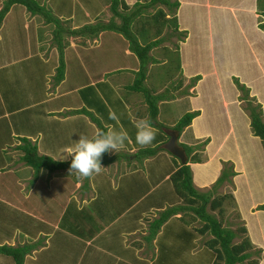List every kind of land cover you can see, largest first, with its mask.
Returning a JSON list of instances; mask_svg holds the SVG:
<instances>
[{
  "label": "rangeland",
  "instance_id": "374dc122",
  "mask_svg": "<svg viewBox=\"0 0 264 264\" xmlns=\"http://www.w3.org/2000/svg\"><path fill=\"white\" fill-rule=\"evenodd\" d=\"M43 4L45 9L48 10L51 16H54L58 19L59 26L61 27V42H62V53L65 51V55L72 54L75 55H83L87 51H94L95 50V58L96 66L97 68L94 70H89V78L94 77L96 74L99 75L100 68L101 69H108L106 70L112 75L110 76L104 75L105 73L101 74L100 77L101 80L107 82V83H99L97 86L96 91H100V100L98 99V94H93L90 97V94L88 95V100H91V103H97L96 109H99L101 114H104L106 110H111L112 112H115L116 115L119 118V124H123L124 128L129 132V135L132 137V134L134 136V139H131L132 144L137 145L135 142V133H133V125L128 123V116L126 110L122 107V101L124 100L125 96H136V98H139V104L144 99L142 93L135 92L128 90V92H124L123 90H127L125 86L127 84H131L134 79L135 73L130 71V66L133 64V61L136 63V67H138V61L137 58L134 56L133 53H123L124 48L128 49V43L126 39L123 38L120 34H117L112 31H103L105 34L101 35V42L99 48L95 46L98 44L100 38L99 36L96 37H88V36H79L70 34L68 31L72 29H76L81 27L84 24H92L95 22H107L111 18L113 21L117 24H119L120 19L118 17H114L112 13L110 12L108 8L109 1L108 0H95L94 6L98 8H94L97 12L93 15L91 12H89L88 9L85 10L83 8L84 13L83 14L82 9L77 8L76 5H78L80 2L79 0H70V3L72 8L68 7L66 3H68V0H65V5L57 6L58 10L51 8L49 6L50 3H52L54 0H50V3H46L48 0H40ZM63 1V0H62ZM125 2L127 0H124ZM136 1V0H135ZM139 2H142V0H138ZM173 1V0H170ZM177 1V0H176ZM3 0H0V8L2 6ZM102 4H106L105 7H100ZM14 5V4H13ZM9 6L8 14L5 16L3 24L0 28V60L2 55L6 53L5 47H7L5 44L8 42H11L13 44L18 45L20 49L25 48H33L35 46V40L34 35L35 34H41L40 36V42H39V50H43L39 53L40 57H43L44 59L47 58V60L57 62V46L53 41V29H55L54 24L51 23H44V18L41 15H35L34 18L35 21L38 23L43 22V27L37 26L32 28V25H29L30 23L26 22L27 26H24V23L22 21V18L24 17L20 10L23 9V5L21 4H15V6ZM179 5V2H178ZM75 6V7H74ZM128 10H124L125 13H128L133 9V3H128ZM256 6L260 10H264V0H256ZM161 9L164 16H155L156 10ZM173 8H166L164 5L158 4L154 7L148 8L146 10H143L142 14L140 16H137L133 19L130 25L131 32L136 36L139 43H142L143 40H158V44L154 47H152L148 51V55L150 57H153L155 59L154 62H148L146 65V73L145 77L142 81V86L152 95V96H159L158 98L162 100V102L156 101L157 106V114L155 116V124L153 125L157 129L156 133V139L159 137H163L165 139L166 134L161 132L160 129L164 128H170V123H177L179 117L187 111L188 108V99L187 94H195V90L192 93H189V88L193 86V84L196 82L193 80H189L187 83L183 85V77L181 76V70L179 68V52L178 47L179 44L183 42V38L186 36L187 30H181L179 31L177 28V31L173 29L172 22L170 18L172 17V10ZM18 10V11H17ZM118 10H121L120 5L118 6ZM122 11V10H121ZM175 12V10H174ZM175 15V14H174ZM185 19V24L186 23ZM1 25V23H0ZM42 25V24H39ZM33 26H36L33 25ZM197 24L192 22L187 25L189 27V30L191 29L190 33H194L195 35L193 37H190L188 45L191 48L192 44H195V40L199 42V38L197 39L196 36H198V28ZM199 26V23H198ZM213 36H212V49L216 52L221 53V50L225 54L227 44L224 42V33H225V25L221 22V20L218 17H214V24H213ZM33 31H36V33H33ZM179 31V32H178ZM143 37L141 36V34ZM10 34L9 36H7ZM99 34V33H98ZM97 34V35H98ZM114 34V35H113ZM227 35H231L226 33ZM200 36V35H199ZM10 38V40H8ZM220 41V45H219ZM201 44H203V41L201 40ZM242 44V41L239 36H234L232 38V45L239 46ZM231 48V46H229ZM201 50V49H200ZM220 50V51H219ZM202 51V50H201ZM201 53V57L203 59L207 58L208 51L204 50ZM133 55V56H132ZM31 56V55H30ZM191 57V56H190ZM29 64L33 63L35 61V58L32 54L30 59L28 60ZM219 67L217 74L220 77V83L225 88L222 89L220 87L221 92H227V96L229 98H233V92L236 90V85L233 83V78L231 76L224 75L223 69H226L227 71L230 69L229 64H226V57L223 56L222 60L218 62ZM20 66H17V69ZM119 67V69H118ZM126 67L127 69H124ZM117 68V69H116ZM23 69V68H21ZM110 69H114V71H110ZM137 69V68H136ZM1 73H3L4 69H1ZM31 72V71H30ZM36 72V71H35ZM130 73V74H129ZM134 73V75H133ZM104 75V76H102ZM38 74L34 75L33 78H29L28 72H25L24 80L25 81H42V78L38 79ZM12 78L19 79V76H14V73L12 74ZM109 78L112 80H119L122 85L118 92L117 89L114 92L111 86L108 85ZM95 79V78H94ZM206 79H209V77H206ZM50 83L52 85V82L50 80ZM183 85V86H182ZM244 85V84H243ZM245 86V85H244ZM2 88V87H1ZM95 88V87H94ZM93 88V89H94ZM36 89L33 88V95H36ZM101 89L104 90L106 93L102 94ZM188 89V91H187ZM228 89L227 91H225ZM113 90V91H112ZM118 92V94L116 93ZM249 92V90H248ZM120 93V94H119ZM133 93H136L133 95ZM232 94V95H231ZM240 92H238L237 98L234 97V100H238L240 103H242L243 108V101L238 99ZM249 96V93H248ZM142 98V99H141ZM252 98V97H251ZM254 99V98H253ZM24 102H26V98L23 99ZM255 99L253 100V102ZM113 102V104H112ZM145 102V101H144ZM251 101V104H253ZM104 103V104H102ZM21 104H24L21 102ZM144 107V114L142 117H148V109L146 102L142 104ZM229 105V104H228ZM260 105V104H259ZM244 109V108H243ZM137 111H141L140 106H137ZM30 114V115H29ZM28 114V110L24 108L22 112L19 113V120H18V126L22 131L29 132L30 125H28L29 118H32L31 113ZM98 119L101 120V115L98 116L96 114ZM32 122V121H31ZM115 123V122H114ZM33 127H35L34 122H32ZM93 123L90 122L89 125H87L86 129L87 132H84L83 135H89L91 137L97 129L96 126ZM60 127V126H58ZM56 128L57 131H60L62 133V137L56 136V142L63 143L67 140V143H70V150L72 147H74L76 140H79V137L77 139L71 135L66 137V134H69L71 131H73L74 125L68 126H62V128ZM97 128L100 129V126L97 125ZM65 133V136H64ZM183 140L189 141L191 140V132L190 130H187L185 135L182 136ZM52 139V140H55ZM196 141L198 139H195ZM243 145L244 147L241 154V160L238 162V166L242 167L241 174L237 178H234L236 180L234 181V184L230 182L231 177L227 179V183H224V181L220 184L213 185L214 181L219 176L221 170L226 168L228 163L232 166V171L234 169L232 159H229L231 156L235 161H237V158H235V149L233 147H230L229 149H226V157L222 160L221 165H219V169L217 172L213 173V175H209L208 178L209 182L207 186H209L208 190H211L214 195H220L222 196V200L220 201L221 210L218 212L217 210H209L207 208V203L205 205V211L209 214H211L217 221H219L221 227H225L228 229H231L235 232L236 236L233 238V242H237L241 239L242 236L248 235L249 242L251 244V256L244 262L240 264H250V260H255L256 264H259L262 252L264 251V211H260L261 209H257L256 203L254 205H251L250 199L246 196V192L248 189L243 188L244 186V180H247L249 190L251 192L250 196L251 201H262L264 203V145L256 140H252L247 137H242ZM260 140V139H259ZM51 143V141H48ZM56 143V144H57ZM128 143V142H126ZM203 142L198 143V154L201 151V146ZM261 143V144H260ZM129 144V143H128ZM44 147H48L47 143L43 142ZM58 145V144H57ZM128 146L126 145L125 148L121 149L119 152L115 153H107V156L110 155L111 157H118L119 160H124L128 155H133V157L129 158V161H126L129 166L135 165L137 170L135 174H133V177L136 179L134 181V193L131 190L130 194L127 193L126 187V179H124L123 183L120 184L119 188L116 190L111 189V185L107 181L106 177L112 176V173L117 171H123L124 170V164H113L110 166H104L103 171L101 174L94 176L95 178H98V176L102 177L103 185L102 188L99 190L97 198L94 200V202H89L88 205H85L84 208L80 211V215L75 214V208L73 201H68V203L64 204L65 200V192L64 194L61 193V189H56L57 195L56 198L52 196H48L47 194H44L43 198L41 195L40 187L36 189L35 194L31 193L25 196L24 192H19L17 188L13 189L11 194L13 195L14 199L13 204H15V207L23 209L25 213H27V210H29L33 216L37 219H31L28 216H26L21 211L17 210L14 206L8 207L4 204H0V222L4 226L0 225V232H7L6 228L12 229L11 232L14 231L17 238L23 239V233L28 235L31 239H25L26 242H31L30 240H34L33 235L34 233L39 230L41 232H45V242H43L40 239H36L37 245H42L44 250L42 252L37 253L38 261H36L35 264H123L122 260L118 259L117 257L114 260V255L110 254H102L101 252H96L95 257L90 258L87 256L90 253L86 249V247L83 249V241H77L75 240L74 236H77L79 234L80 237H82L81 233H83L85 236H88L90 231H96V229H100V227L108 224V228L111 229V235L114 236L116 233V229H118L121 225V220H128V225H131V219L135 215V212L138 210V208L143 207L144 205H149L151 203V200H154L157 198V196L160 195H168L166 201L167 202L164 207L168 205H183L187 207L189 205V201L186 200V198L179 197L174 189V182L173 179H161L158 184H154L158 179L156 178L159 173L164 172L165 170H169L172 166L167 165L165 168L164 165H161V155L165 156L164 152H159L158 145H150L148 147H154L155 149L153 155L151 154V158L144 164H142V159L145 158L147 155H142L139 158L137 157L138 161H136L134 158L135 153L137 149L135 146ZM147 147V148H148ZM191 149L193 148V145L187 146ZM39 148V147H38ZM161 148V147H160ZM136 151L134 152V150ZM12 148L8 147L4 150H0L2 154V160H0V163L3 161V164L6 163L7 158L5 155H8L10 158H14L15 160L17 158L16 153H12ZM128 150V152H126ZM4 151V152H3ZM38 153H46V151L41 150V148L37 149ZM4 153V154H3ZM156 153V154H155ZM162 153V154H161ZM169 155V160L173 161L178 160L176 157L172 156L170 153L165 151ZM69 155V154H68ZM160 155V156H158ZM65 156V155H64ZM109 156V157H110ZM61 158V153L58 156ZM71 157V156H70ZM161 159V160H160ZM158 160V161H157ZM125 161V160H124ZM209 162V161H208ZM24 168V167H23ZM34 171L32 168L25 167L24 169H20L15 175L22 176L23 175V181L26 182L28 180V183L30 184L29 179L32 180V176ZM5 172V169L3 171H0V173ZM54 172V171H53ZM234 172V171H233ZM235 173V172H234ZM240 174V172H238ZM53 174L55 175H74L73 173H70L69 171H57L54 173L47 172L45 169H39L37 172V176H40L44 182L47 181L49 177H51ZM4 175H2L3 177ZM105 177V178H104ZM194 178H191L192 185L195 187V183H198L200 181V178L196 177L195 175L191 176ZM110 178V177H109ZM99 179V178H98ZM101 180L99 179L100 182ZM237 181V182H236ZM85 182V180H83ZM152 184V189H150V185ZM154 185V187H153ZM236 185H240L242 189H244L245 193H243L242 190L238 192L239 194H243L241 196L242 201L239 202V200L235 201V198L231 196L229 191ZM23 186V185H21ZM25 186V185H24ZM27 186V185H26ZM25 186V188H26ZM132 186V184H131ZM85 187V185H82V189ZM125 188V190H122ZM208 188V187H207ZM235 190V189H233ZM23 191V188H22ZM146 191V192H145ZM144 192V193H143ZM6 193V192H4ZM143 193V194H142ZM8 194V193H6ZM25 197H24V196ZM174 195V196H173ZM213 195V197H214ZM22 197L25 199L23 202H20L22 200ZM174 202H170L173 198ZM71 199V198H70ZM9 198H5L3 194L0 192V201L7 202ZM10 200V201H11ZM156 202H161L156 201ZM70 203V204H69ZM260 203V204H262ZM200 201H195L192 205H199ZM128 207V208H127ZM127 208V209H126ZM126 209V210H125ZM125 210V211H124ZM121 211H124L121 212ZM123 213V214H122ZM118 214H120V218L116 219ZM122 214V216H121ZM145 214V213H143ZM159 212L153 208H151L149 211L146 212V214L139 219V225L142 231V236L137 235L138 231L131 234L129 233L127 236L131 237L132 239H138L137 241L140 242L141 248L135 249L136 257L134 264H215L217 263L215 260L214 253L210 250L208 246L209 239L212 237L209 232L199 233L195 231V229H199L202 225V222L199 220V218L191 211L187 209H183V211H180L178 214L172 216L171 218H168V220L162 225L158 231H156V234L153 235L152 240H143V236L148 235V223L153 218L158 216ZM31 215V214H30ZM258 216L262 220V228L260 232L255 228V217ZM47 223L50 226L44 225V223ZM245 223L251 224L253 226V234L249 236L248 232H246V226ZM135 224V223H134ZM25 226L29 227L31 230L25 229ZM239 227H244L245 234L238 231ZM184 228L187 231H183V233L180 235L179 229ZM106 229V227L104 228ZM103 229V230H104ZM108 229V230H109ZM138 229V228H137ZM63 230H66V232H70V237L68 235H63ZM179 234H178V232ZM191 235V236H190ZM134 236V237H133ZM138 237V238H137ZM106 236L104 233L101 234V236L96 237V242H103L104 244L107 243H113L108 242L109 240L105 239ZM252 238V239H251ZM106 241V242H105ZM113 241L115 242L114 238ZM111 245V244H110ZM91 248V247H90ZM92 249V248H91ZM260 249L259 254H254V250ZM37 250V249H35ZM116 248H114V251ZM85 251L86 256H83ZM102 254V255H101ZM105 257V258H104ZM12 261L10 256L0 254V264H10ZM24 262V260H23ZM64 262V263H60ZM220 264L221 262L218 261ZM26 264V263H24Z\"/></svg>",
  "mask_w": 264,
  "mask_h": 264
},
{
  "label": "crops",
  "instance_id": "0c3cea01",
  "mask_svg": "<svg viewBox=\"0 0 264 264\" xmlns=\"http://www.w3.org/2000/svg\"><path fill=\"white\" fill-rule=\"evenodd\" d=\"M36 1L40 5H43L40 0ZM177 1L179 2V5L175 9L174 14L178 30H187L186 36L183 38V42L180 43L178 47L179 68L181 70V76L183 77V85L189 80L191 81L194 76H199V79H197L193 86L189 88V93H192L195 90V94L186 95L188 99V108L186 112L197 111V114L190 120L189 124L183 127L178 133L177 143H182L187 146L193 145V149L188 154L186 161V164H188L189 169L191 171V176L195 175L196 177L200 178V181L198 183L194 181L196 185L195 187L193 186V188L196 191H207L206 189H209V186H207L209 184L207 183L209 182V179H211L208 178V176H212L214 171L216 173L219 169V165H221L222 163V160L224 158H227L225 155L226 149L233 147L236 153L235 158H237V161H235L231 156L229 157V159H232L231 161H234L233 171L235 172V174L231 176L230 179L231 184H234L233 180H236L234 178H237L238 176L242 175V167L238 166V162L241 160L240 152L244 148L242 147V145L244 144L242 137H247L260 142L259 138L257 136L252 135L251 133L249 127V118L247 112L242 108V103H240L238 100H234V97L237 98L239 90L237 88L236 90H234L233 95L231 94L233 96L232 99L227 96V92H223L224 90L221 92L220 87H222V89L225 88L220 83V77L218 76L217 71L219 67L218 62L222 60L223 56H225L226 64H229L230 69L228 71L226 69H223L224 75L231 76L232 78L234 77L240 84L245 85L247 90H249V97H253L255 99V102L260 104L262 117L264 119V31L257 28V23L261 19V16L258 13L261 9L259 10L257 8L256 0ZM67 2L68 3L66 4L68 5V7L72 8L73 5L71 6V4H69L70 0H68ZM79 2L80 3L76 6L77 8L82 9V11L84 10L83 8H85V10L88 9L89 12H91L93 15L97 12L94 9L98 8L94 6L95 0H79ZM134 2L135 0H127L126 2L124 1V3L127 5L128 3ZM46 3H50V0H48ZM15 4L17 3H14V5H12L15 6ZM63 4L65 5V0H54L52 3L49 4V6L58 10L57 6H62ZM105 6L107 5L102 4V6L100 7L103 8ZM22 7L23 9L20 10V13L24 16L22 18L24 26H27L26 22H28L30 23L29 25L36 24V26L32 25V28L37 26L43 27V22L38 23L34 20L37 14H31L24 8V6ZM8 10L4 14L0 22V28L3 24L5 16L9 13ZM86 12L84 13L83 11V14H86ZM214 17H218L221 22L225 25L224 42H226L227 44V52L225 54L222 50V54H219V52H216L212 49L211 40L213 36ZM185 19L187 21V24H185ZM191 22L192 25L193 22L194 25L195 23L197 24V27H195L198 28V36L196 37L200 40L199 42L195 40V44H192L190 48L188 45L189 39L190 37H193L195 35L192 32L190 33L191 29L189 30V27H187V25H189ZM44 23L46 24L45 21ZM33 33H36V31H33ZM226 33L231 35H227ZM102 34L104 35L105 32L101 31L98 35H96L100 38L99 42H97L98 44L96 45L95 43V46H97V48H99L100 46ZM9 35L10 34H8L7 36ZM40 35L41 34L34 35L35 46L33 48L27 47L25 49H20L16 44H13L11 42L6 43V53L2 55L0 60V150H4L5 148L11 147L12 153L17 154V158L15 160H13V157L10 158L8 155H5L7 158L6 163L3 164V161L0 163V171H3L5 169V172L0 173V192L5 196L6 199L9 198L7 202L0 201V204H4L8 207H15V204H13L12 202L13 200H11L14 199L13 195L11 194V191L15 188H17L19 192H24L26 196L31 193L35 194L36 189L40 187L39 189L42 195V197L40 198H43L44 194H47L48 196L53 195L56 198L55 195H57V184L58 188L61 189V193L64 194L65 192V196L63 199L65 200L64 204L68 203V201L70 200L73 201L75 214L80 215V211L84 208V206L88 205L89 202H94V200L97 198L99 190L102 188L104 182L102 180V177L98 176V178L101 180L100 182H97L99 181V179L95 177L91 179H85V182H81L77 179L75 175L53 174L47 179L46 182H44L40 176H37L38 171H32L33 176L31 177L32 180L29 179V184L28 180L26 182L22 180L23 175H15L20 169H24L25 167L31 168L25 165L20 159L22 151L19 150L17 146L21 144L20 138L25 137L36 146V152L39 148H41V150L46 151V153L41 154L37 152L38 154L49 156L54 160H60L58 156L61 153V156L65 155L67 157L64 160H68L72 158L70 157L71 155L67 154L69 152L68 149L70 148V143L68 144L67 140L63 143H60L61 141L59 143L56 142V136L62 137V133L56 130L58 126H60L58 128H62L61 125H66L68 127L70 125H74L75 129L69 134H66V137L71 135L76 139L80 135H83V130L84 132H87L86 127L90 124V122L96 126V129L98 128L95 122H98L104 129H108L109 127L113 126L118 127L119 125H117L115 121L109 119V114L112 112L111 110H106L104 114H101L100 110L96 109V105L98 102L91 103V100H88L89 94L90 97L93 94H98L97 96L100 100V91H96L97 86L99 83H107L104 80H101L102 77H100V75L106 72L104 75L107 74V76H110L111 78L114 74H110L109 72H107L106 70L108 69L100 68L99 75L96 74L94 77L89 78V70L95 71V69L97 68L96 61L94 60L95 50L93 52L87 51L84 55L83 53L82 55L76 54V56L72 54L65 55L64 51L62 53V61L64 65L63 78L60 81H56L54 76L56 73V68L59 64V58L57 57V62H54L47 60V58L44 59L43 57H40L39 53L45 50H39V42L41 37ZM234 36H239L242 41V44H240L239 46H233L232 38ZM8 40H10V38H8ZM201 40L203 41V44H201ZM229 46H231V48ZM200 49L202 51H208L207 58L203 59L201 57L200 52L202 51ZM128 52V49L124 48L123 53ZM32 54L35 58V61H33V63H31L30 65L28 60L30 59ZM128 54H130V52ZM135 63L136 62L133 61V64L129 68L130 71L134 73L138 69ZM17 66L20 67H18L17 69ZM1 69H4L3 73H1ZM124 69L127 68L124 67ZM112 70L114 71V69H110V71ZM25 72H28V76L30 79L33 78L34 75L38 74L39 76L38 79L36 78V80L42 78V81L44 80V82L25 81ZM13 73L14 76H19V79L12 78ZM206 77H209V79H206ZM110 78L108 85L111 86L110 88H115L119 92L122 83L119 80H111ZM50 80L52 82V85L50 83ZM129 85L131 84H127V86H125L127 90H123L124 92H128V90H130L128 89ZM33 88H37L36 95H33ZM115 89H113L114 92L116 91ZM227 90L228 89H226L225 91ZM118 92L116 93L118 94ZM101 93L104 94L106 92L101 89ZM135 94L136 93H133V95ZM24 98H26V102L23 101ZM144 101L145 100L142 99L139 104V98H136V96L131 97V95H128L125 96L124 100L121 103L123 109L127 112L128 123L133 125V133H135L134 124L136 120L144 118L142 117L144 114V107L142 105L145 103ZM158 101L162 102V100ZM21 102H23L24 104H21ZM137 106H140L141 111H137ZM24 108L28 110V114L31 113L32 115V118H29L28 122V125H30L31 129L29 132L22 131L17 123L19 120V113L22 112ZM96 114H98V116L101 115V120L98 119ZM91 117L95 118L96 120H92ZM31 121L34 122L35 127H33ZM173 125V123H170V128L164 129H173ZM187 130H190L191 132V140L189 141L183 140L182 137L183 135H185ZM160 131L162 132L163 129L161 128ZM92 132L95 131L92 130ZM131 138L134 139L133 134ZM195 139L198 140L196 141ZM166 140L167 136L165 137V139H163V137H159L153 142V144L158 145L159 149L156 153L164 152L165 154V156L161 155V165H164L166 168L167 165L171 164L172 167L169 170H165L164 172L159 173V175L156 177L158 180L154 183L155 185L158 184L161 179H170V174L177 168L178 164L180 163L179 160L176 161L172 159L173 161H170L169 155L165 153V150L161 147L162 143H164ZM204 140H206V142L201 146L202 149L198 154V150L195 149L194 146L198 145L199 142H202ZM44 141L47 143L48 146L46 148L43 145ZM48 141H51V143ZM132 142H128L129 144L126 143V145L133 146L134 143L132 144ZM134 146L137 149V151L136 149L134 150V152L136 151V153L139 149H143L140 148L139 145ZM179 146L181 147V145ZM126 152H128V150ZM195 153L198 162H190L189 158ZM2 157L3 156L0 152V160H2ZM124 157H127L124 159L125 161L119 160L118 157H113L108 163L102 164V166L104 167L113 165L115 163H123V171L116 170L114 173H112V176H109L110 178L106 177V179L111 185L112 190H117L120 184L124 182L123 180L126 179V190L127 193L129 192L130 194L131 190L134 193V181L136 179L133 177V174H135L137 168L135 165L129 166L126 162L129 161V158L133 157V155H128ZM151 157V155H147L145 158H143L141 161L142 164L145 165V163ZM134 159L138 161L137 157ZM57 171L58 170H55L54 172ZM59 171L66 172L69 171V169ZM47 172L49 171L47 170ZM54 172L52 171L50 173ZM238 172H240V174ZM2 175L4 176L2 177ZM224 183L227 182L224 181ZM24 185H27L26 188ZM82 185H85L83 189ZM247 185L248 183L245 179L243 188L248 189L246 192V196L250 199V203H252L251 205H254L255 203L256 205H260L263 200H254L253 202L251 201L250 196L253 195H251V192ZM150 189H152V184L150 185ZM122 190H125V188H123ZM240 190L245 193L244 189H242L240 185L234 186L229 191L231 196L235 198V201L239 200L240 202L243 199L241 198L243 194L238 195V192ZM213 195L214 193H212L211 196ZM167 196L168 195L164 194L157 196V198L151 200V203H149V205H144L143 207L138 208V210L135 212V215L130 221V226L128 225V220L127 222L126 220H121L120 214H118L116 219L121 220V225L118 229H116V233L114 234V236L111 235V229L108 228V225L110 223L109 222L108 224L100 227V229L97 228L96 231H90V234L88 236H85L83 233H81L82 237L77 234V236H74V239L80 242L83 241V249L86 247V249L89 251L88 253L90 254L87 255L89 258L90 255H92L91 257H95V254H97L96 252H101L102 254H115L114 260L119 257L118 259L122 260L123 264H134L135 257L137 256L135 253V249H140L142 246L140 242L137 241L138 239H132L127 235L129 233L133 234L137 231V235L142 234V228L138 226L139 219L142 218L146 214V212L149 211L151 208L155 209L156 212H160L164 208L170 206L168 205L164 207V205L169 202L166 201ZM179 197L181 196L179 195ZM171 198L173 199L170 202H174L175 197ZM24 200L25 199L22 197V200L20 202H23ZM160 200V204L159 202H156ZM15 208L24 213L29 218L36 219L29 210H27V213H25L23 209L17 207ZM124 211L121 212L124 213ZM179 212L180 211L175 214H172L169 218L178 214ZM254 219V229L260 232V230L263 229L262 220L258 216H256ZM43 223L46 226H50L45 222ZM164 223L161 224V226L164 225ZM0 225L3 226L1 222ZM245 226L246 232H248L249 236L253 234V226H251V224L249 223H245ZM105 227L106 229H104ZM12 229L6 228L7 232H0V245L6 244L9 246L16 247L25 244H31L32 248L23 255L24 262L22 260V264H35L36 261H38L37 253L42 252L45 247L34 243H36V239H40L41 237H43V242H45L46 233L37 230L32 238L34 240H30L31 242H26L25 239H31L28 237V235L23 233V239H19L17 238L14 231H10ZM25 229L31 230L27 226H25ZM102 233L105 234V239L109 240L108 242L113 243L104 244L103 242H96L95 238L101 236ZM63 235H68L70 237L71 234L70 232H66V230H63ZM145 236L142 237L143 240H145ZM113 238L115 242L113 241ZM151 240L152 238L149 239V241ZM40 241H42V239H40ZM114 248H116L115 251ZM81 253L83 254L82 251ZM85 253L87 252L85 251ZM85 253L83 254V256H86ZM113 263L114 261L112 262V264ZM10 264H13V261H11ZM259 264H264V251L262 252V257Z\"/></svg>",
  "mask_w": 264,
  "mask_h": 264
},
{
  "label": "trees",
  "instance_id": "16d2710c",
  "mask_svg": "<svg viewBox=\"0 0 264 264\" xmlns=\"http://www.w3.org/2000/svg\"><path fill=\"white\" fill-rule=\"evenodd\" d=\"M108 8L114 17L120 19L119 24L115 23L111 18L107 22H95L92 24H84L79 28L72 29L68 31L70 34L79 35V36H88L94 37L101 31H112L123 36L128 43V50L132 52L138 60V69L135 71V77L131 85L128 86V89L142 93L144 100L147 104L148 109V118L151 119L153 125L155 124V116L157 114L156 101L160 100L159 96H152L141 84L145 77L146 65L148 62H154L155 59L148 55V51L158 44V40H143L142 43H139L136 36L131 32L130 25L134 18L140 16L143 10L154 7L158 4L164 5L166 8H173L172 17L170 18L172 22V27L177 31V23L174 15V10L178 6V1L173 0H142L139 2L136 0L133 3V9L128 13H125L124 10H128L127 4L123 0H108ZM17 3L24 6V8L29 11L31 14H39L44 18L46 23L54 24L55 29H53V41L57 46V53L59 58V64L56 68V73L54 78L56 81H60L63 78V61H62V42H61V27L59 26L58 19L54 16H51L47 9L44 6L40 5L36 0H3L2 6L0 8V22L7 12L10 5ZM120 5L121 10H118ZM261 16V19L257 23V28L264 31V10H260L258 13ZM161 9H157L155 16H164ZM179 32V31H178ZM143 37L142 33H140ZM199 79V76H194L191 80L195 81ZM233 83L236 85V88L239 90V99L243 101V108L247 112L249 118V127L252 135L257 136L261 143L264 145V119L262 117L261 108L259 103L253 102V97L248 96V90L243 85L240 84L236 78L233 77ZM251 101L253 104H251ZM197 114V111L185 112L183 113L177 123L172 126L177 132H180L181 129L187 126L190 120ZM92 120H96L91 117ZM100 126V129H104L98 122H95ZM21 144L17 146L19 150L22 151L20 159L23 163L31 167L34 172H37L39 168L48 170L49 172L55 170H64L70 168L71 159L68 160H54L49 156L40 155L36 152V146L31 143L25 137L20 138ZM205 142V141H204ZM185 151V154L188 155L192 149L187 147V145L180 144ZM195 149H198V145L194 146ZM158 148V147H157ZM155 148V149H157ZM154 147H148L139 149L136 154V157L142 155H151L155 151ZM113 157L107 156V153L103 155L101 164L108 163ZM190 162H198L196 153L189 158ZM223 167L219 176L214 181L213 185L220 184L223 181H227L229 177L233 176L235 173L232 171V166L230 163ZM173 179V186L176 194L186 198L189 201L187 207L179 205H170L163 210H161L156 218H153L148 224V235L145 236L146 240H149L153 237L156 231L159 229L161 224H163L172 214L182 211L183 209H190L202 222V225L199 229L195 231L199 233L209 232L211 238L209 239L208 246L210 250L214 253L215 261L219 264H240L246 261L251 256V244L246 235L242 236L241 239L237 242H233V238L236 236L235 232L231 229L221 227L219 221H217L211 214L205 211V205L207 203V208L209 210H217L220 212L222 196L212 195V191H196L193 188L191 183V171L188 164H178L177 168L170 174V179ZM195 201H200L199 205H192ZM257 209L264 210V203L257 206ZM183 231L189 232L184 228H180V235ZM238 231L245 234L244 227H239ZM178 232V231H177ZM178 232V234H179ZM190 234V232H189ZM191 236V235H190ZM32 248L31 244H25L21 246H9L6 244L0 245V254L10 256L13 264H22L23 255ZM254 254H259L260 249L254 250ZM250 264H256L255 260H250ZM213 264V263H212Z\"/></svg>",
  "mask_w": 264,
  "mask_h": 264
},
{
  "label": "clouds",
  "instance_id": "9594fccd",
  "mask_svg": "<svg viewBox=\"0 0 264 264\" xmlns=\"http://www.w3.org/2000/svg\"><path fill=\"white\" fill-rule=\"evenodd\" d=\"M109 119L115 121L119 126L109 127L108 129H97L91 137L81 135L79 140L75 142L74 147L67 153L72 157L69 172L73 173L81 182L101 174L104 169L101 164L104 154L117 153L125 148L126 142H131L132 138L129 132L123 125L119 124V118L115 112L109 114ZM134 128L135 142L140 148H147L156 140L157 129L153 126L150 118L137 119ZM204 141L206 142V140ZM204 141H202V144L205 143ZM180 144L182 143H177V145ZM66 158V156H61L60 160Z\"/></svg>",
  "mask_w": 264,
  "mask_h": 264
},
{
  "label": "water",
  "instance_id": "95a60500",
  "mask_svg": "<svg viewBox=\"0 0 264 264\" xmlns=\"http://www.w3.org/2000/svg\"><path fill=\"white\" fill-rule=\"evenodd\" d=\"M163 132L166 134L167 140L162 143L161 147L172 156L176 157L180 164L186 163L187 157L184 150L177 145V131L173 129H163Z\"/></svg>",
  "mask_w": 264,
  "mask_h": 264
}]
</instances>
